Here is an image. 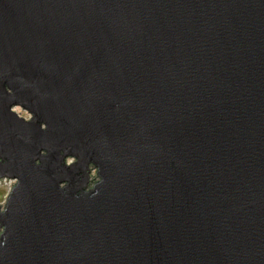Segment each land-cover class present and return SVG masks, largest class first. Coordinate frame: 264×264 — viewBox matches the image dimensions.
<instances>
[{"label": "water", "instance_id": "water-1", "mask_svg": "<svg viewBox=\"0 0 264 264\" xmlns=\"http://www.w3.org/2000/svg\"><path fill=\"white\" fill-rule=\"evenodd\" d=\"M0 184V264H264V0H0Z\"/></svg>", "mask_w": 264, "mask_h": 264}, {"label": "rangeland", "instance_id": "rangeland-1", "mask_svg": "<svg viewBox=\"0 0 264 264\" xmlns=\"http://www.w3.org/2000/svg\"><path fill=\"white\" fill-rule=\"evenodd\" d=\"M17 113L24 116V117L29 116V114L26 111L21 110V108H19V111H17ZM0 190H2V197H0V199H2V203H0V205H3L5 203V199L7 197V194L10 190V185L9 184H0Z\"/></svg>", "mask_w": 264, "mask_h": 264}, {"label": "clouds", "instance_id": "clouds-1", "mask_svg": "<svg viewBox=\"0 0 264 264\" xmlns=\"http://www.w3.org/2000/svg\"><path fill=\"white\" fill-rule=\"evenodd\" d=\"M10 111H19V108L16 105H12ZM67 163L70 165L72 161L68 160ZM0 197H2V190H0ZM0 203H2V199H0ZM0 211H3V209L0 208ZM0 234H2V230H0ZM4 244H5V240L4 239L0 240V247H3Z\"/></svg>", "mask_w": 264, "mask_h": 264}, {"label": "flooded vegetation", "instance_id": "flooded-vegetation-1", "mask_svg": "<svg viewBox=\"0 0 264 264\" xmlns=\"http://www.w3.org/2000/svg\"><path fill=\"white\" fill-rule=\"evenodd\" d=\"M29 117V116H28Z\"/></svg>", "mask_w": 264, "mask_h": 264}]
</instances>
